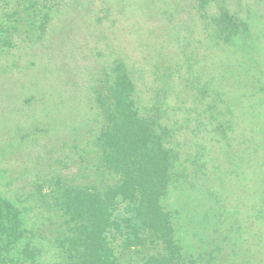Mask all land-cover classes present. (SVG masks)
Listing matches in <instances>:
<instances>
[{"label": "rangeland", "instance_id": "374dc122", "mask_svg": "<svg viewBox=\"0 0 264 264\" xmlns=\"http://www.w3.org/2000/svg\"><path fill=\"white\" fill-rule=\"evenodd\" d=\"M71 1L63 0L58 10L49 13L42 32L15 39L11 48L0 46V196L18 208L29 231L26 239L37 247L44 264L66 262L63 249L57 247L63 230L57 201L61 189L104 187L118 180L101 165L97 142L111 106L104 73L112 62L110 46L116 44L128 58L131 47L137 46L120 36L142 40L147 26L157 24L145 19L144 5L132 1L116 7L121 16L109 10L110 16L99 22L109 13L104 5L105 9L97 7L91 13L94 27L82 20L80 8ZM208 2L200 7L205 0H196L190 8L192 16L180 14L176 28L203 56L193 54L190 60L187 52L176 59L175 83L182 84L189 71L193 84L168 99L157 96L139 113L154 117L165 101L168 115L187 118L172 140L177 156L170 188L162 199L187 261L220 264L217 255L231 237L239 246L236 261L264 264V100L252 96L259 92L246 86V69L240 64L249 55L253 59L258 52L264 54V0ZM197 11L216 21L223 14L235 20V47H226L221 28L218 31L214 22L199 18ZM102 25L116 27L98 44L95 35ZM207 39L205 49L199 41ZM221 222L233 224L235 232L233 227L219 231ZM122 255L123 264H130Z\"/></svg>", "mask_w": 264, "mask_h": 264}, {"label": "trees", "instance_id": "16d2710c", "mask_svg": "<svg viewBox=\"0 0 264 264\" xmlns=\"http://www.w3.org/2000/svg\"><path fill=\"white\" fill-rule=\"evenodd\" d=\"M109 1L72 0L71 3L76 9L80 8L82 20L89 21L94 27L95 14L91 13L97 7L105 9L102 8L104 5L109 13L98 17L99 22L110 16L109 10L116 13L118 5H129L132 1L144 5L145 19L157 24L147 26L146 36L142 40L127 38L121 31L124 35L120 39L132 40L137 46L131 47L128 58L116 44L110 46L112 62L104 67V73L110 83L111 106L103 116L105 126L97 142L101 165L118 180L104 187L86 184L68 185L61 189L57 201L58 211L63 218V230L57 247L63 249L65 264H123L122 254L127 255L130 264H191L192 260L187 261L186 251L177 240L171 213L162 205V199L170 188L173 163L177 156L172 140L180 130L181 121L187 120L186 115H182L181 119L173 112V115H168L167 108H164L165 101L156 109L158 115L154 117L140 114L139 109L157 96L160 100L168 99L176 90L179 92L193 84L195 79L189 71H185L187 76L182 84L175 83V72L179 66L176 59L187 52L190 60L193 54L203 56L195 50L192 40L180 36L176 28L181 23L180 14L192 16L190 8L196 0H146V3L143 0ZM208 1L205 0L200 7H205ZM62 2L0 0V46L11 48L15 39L23 36L30 39L36 32H42L49 13L58 10ZM197 12L198 17L208 24L214 22L218 31L221 28L226 47H235L238 33L235 20L223 14L216 21L209 15ZM117 14L121 16L122 11ZM74 18L77 20L78 17ZM125 23L122 29L126 28ZM113 28L100 26L95 35L97 43L105 40L106 32H114ZM207 40L204 43L199 41L200 46L206 49ZM138 49L144 52L135 54ZM261 53L258 52L257 58L254 56L253 59L249 55L248 60L245 58L240 64L246 69L243 75L245 81L250 83L246 86L259 92L258 96L255 92L252 96L264 100V70L261 69L264 54ZM188 69L191 71L190 67ZM197 84L205 87L204 84ZM225 217L230 223V217L225 215L224 220ZM225 223L221 222L222 229L218 228L219 231L232 227L234 230L233 224ZM28 232L23 227L18 208L0 196V264H44L38 257L37 247L30 243L29 238L26 239ZM232 239L225 240L217 260L220 264H249L244 259L236 261L235 257L240 254L239 246ZM140 253V260L136 262L135 257ZM262 262L263 259H260Z\"/></svg>", "mask_w": 264, "mask_h": 264}]
</instances>
